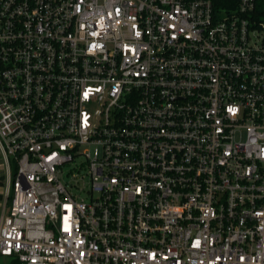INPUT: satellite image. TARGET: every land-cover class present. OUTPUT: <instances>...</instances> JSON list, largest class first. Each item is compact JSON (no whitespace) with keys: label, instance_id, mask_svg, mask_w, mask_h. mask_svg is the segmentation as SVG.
<instances>
[{"label":"built area","instance_id":"obj_1","mask_svg":"<svg viewBox=\"0 0 264 264\" xmlns=\"http://www.w3.org/2000/svg\"><path fill=\"white\" fill-rule=\"evenodd\" d=\"M0 151L12 264H264V8L0 0Z\"/></svg>","mask_w":264,"mask_h":264},{"label":"crops","instance_id":"obj_2","mask_svg":"<svg viewBox=\"0 0 264 264\" xmlns=\"http://www.w3.org/2000/svg\"><path fill=\"white\" fill-rule=\"evenodd\" d=\"M8 181V169L5 158L0 151V217L5 203V190Z\"/></svg>","mask_w":264,"mask_h":264},{"label":"rangeland","instance_id":"obj_3","mask_svg":"<svg viewBox=\"0 0 264 264\" xmlns=\"http://www.w3.org/2000/svg\"><path fill=\"white\" fill-rule=\"evenodd\" d=\"M11 166H12V172L13 174H15L16 169H15L14 161L12 159H11ZM0 264H12V259L0 257Z\"/></svg>","mask_w":264,"mask_h":264},{"label":"trees","instance_id":"obj_4","mask_svg":"<svg viewBox=\"0 0 264 264\" xmlns=\"http://www.w3.org/2000/svg\"><path fill=\"white\" fill-rule=\"evenodd\" d=\"M258 6L260 8H264V0H258ZM14 264H17V263H14Z\"/></svg>","mask_w":264,"mask_h":264}]
</instances>
